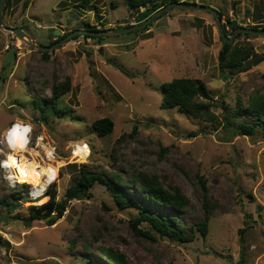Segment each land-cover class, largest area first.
<instances>
[{
  "label": "rangeland",
  "instance_id": "374dc122",
  "mask_svg": "<svg viewBox=\"0 0 264 264\" xmlns=\"http://www.w3.org/2000/svg\"><path fill=\"white\" fill-rule=\"evenodd\" d=\"M177 1L219 11L227 37L232 26L264 30V0ZM151 5L4 0L0 132L20 118L33 124V136L43 135L47 144L57 146L63 166L50 187L55 201L64 200L66 207L52 224L48 221L56 212L33 220L31 207L46 203L49 194L31 199L26 184L9 187L0 170V214L9 217L0 221V264H20L15 258L34 264H111L99 247L123 254L129 264H264V131L256 127L250 136L237 135L222 122L160 106L165 82L192 78L206 85L209 102L221 98L230 110L238 101L247 107L252 96L264 95V35L238 32L232 43L248 42L253 53L240 67L222 72L217 57L221 37L215 18L205 10L174 7L149 22L146 30L97 35L100 38L77 34L44 51L11 31L21 28L46 47L76 29L117 31L142 23L152 14L142 19ZM66 79L68 90L50 97L52 87H61ZM211 110L219 119L224 114L216 106ZM102 117H109L113 128L99 137L92 122ZM257 120L264 126V114L259 119L239 115L242 123ZM83 142L91 151L81 160L71 150ZM0 148L8 152L5 144ZM85 171L118 173L122 179L145 173L165 188L177 187L189 203L180 212L150 204L137 182L121 185L131 199L144 204L146 213H163L172 226L177 223L185 233L193 232V239L175 241L159 235L148 222H136L139 206L121 208L98 180L88 190L90 196H78L77 191L68 198L70 188L79 189L77 181ZM206 211L208 233L202 236L197 223ZM140 230L150 231L153 238Z\"/></svg>",
  "mask_w": 264,
  "mask_h": 264
},
{
  "label": "trees",
  "instance_id": "16d2710c",
  "mask_svg": "<svg viewBox=\"0 0 264 264\" xmlns=\"http://www.w3.org/2000/svg\"><path fill=\"white\" fill-rule=\"evenodd\" d=\"M9 0H6L8 3ZM177 0H162L156 3L155 0H125L126 4L130 7L143 6L147 2L152 5L148 12L143 15L142 19L153 13L162 6ZM186 2V1H183ZM187 3V2H186ZM195 3V2H192ZM191 3V4H192ZM83 5H88V0H83ZM203 5V4H201ZM90 7V6H89ZM93 9V7H91ZM218 16L221 18V13L217 11ZM165 14V12H164ZM159 15L158 17L162 16ZM227 24L233 25V21L227 18ZM88 29H95L94 27L88 25ZM127 27V26H126ZM124 28V27H121ZM236 26H232L231 31H233ZM147 29V27L143 28ZM256 29V27H254ZM224 32L227 31L226 26L223 25ZM227 33V32H226ZM248 35V33L240 32L237 36ZM86 37H97V35H85ZM222 41V46L218 51V65L220 71L224 72L225 69H231L235 67H240L242 61L253 53L252 46L248 42L241 43H227ZM52 44V43H50ZM230 72V71H229ZM230 75V74H229ZM69 80L66 79L61 83V87L54 85L51 89L52 98H57L63 92L68 90ZM210 98L209 91L206 85L199 79L192 78H174L168 82H165L162 86V100L160 102L161 108H174L184 110L187 114L195 118H201L207 122L214 123H224L227 127H233L234 132L237 135H252L256 131V127H261L264 131V126L260 123V120L253 121L251 123H242L239 121V115L247 114L256 118H262L264 114V95H254L251 98V102L245 108L241 107V103L238 101L236 106L230 110L227 108L220 98L218 101H208ZM213 106L221 108L224 113L219 119L218 115L211 110ZM229 111V113H228ZM92 127L96 132L97 136L103 137L109 134L113 128V121L109 117H102L92 122ZM191 136L194 134H190ZM85 143V142H83ZM100 181L106 185L113 193L115 202L119 204L121 208L136 205L139 206V215L135 218V221H145L150 223L151 227L161 236H166L175 241L186 242L193 239L192 233H185L181 227L177 226V223L172 226L169 220L163 213L150 214L144 211V204L139 200L131 199L127 193L121 188L122 184H133L138 183V188L142 196L152 205H160L164 207H171L172 209L180 212L183 208L188 205V199L181 192H179L177 187L171 186L169 188L163 187L155 176H149L145 173H139L137 175H131L126 179H122L121 175L118 173L102 176L97 173H87L82 172L77 181L78 191L80 192L78 196L83 195L86 192V196H90L89 189L93 186L95 181ZM203 185V182H201ZM24 185V184H23ZM53 186V185H52ZM51 186V187H52ZM47 189V193L50 198L46 203L38 207L32 206L33 209L31 218L38 219L40 216H50L55 213V216L48 221V224L54 223L56 218L61 217L66 207V202L64 200L57 202L55 201V190L52 188ZM3 202V201H2ZM206 204V203H205ZM204 204V206H205ZM54 215V214H53ZM208 213L204 214V218L197 223V229L202 236H206L208 233ZM172 221H175V217H170ZM145 236L153 238L150 231H139ZM99 252L111 263V264H129L126 257L111 248L99 247Z\"/></svg>",
  "mask_w": 264,
  "mask_h": 264
},
{
  "label": "clouds",
  "instance_id": "9594fccd",
  "mask_svg": "<svg viewBox=\"0 0 264 264\" xmlns=\"http://www.w3.org/2000/svg\"><path fill=\"white\" fill-rule=\"evenodd\" d=\"M32 133L33 124L20 118L13 121L3 132H0V143L5 144L9 149L5 153L0 148V154L6 156V159L0 160V167L17 169L19 179L23 182L40 184L41 178L46 177L45 184H50L56 180L59 168L63 166V161L55 160L56 150L45 142L43 135H37L35 145L29 147L32 143ZM90 151L86 143L79 144L74 148L73 155L84 160ZM37 169L39 170L37 171ZM43 191H46V187L41 188V192Z\"/></svg>",
  "mask_w": 264,
  "mask_h": 264
},
{
  "label": "water",
  "instance_id": "95a60500",
  "mask_svg": "<svg viewBox=\"0 0 264 264\" xmlns=\"http://www.w3.org/2000/svg\"><path fill=\"white\" fill-rule=\"evenodd\" d=\"M3 3H4V0H0V17H1V11H2ZM174 7L182 8V9H190V10H205V11H208L209 13H211V15L215 18L218 34L220 35L221 39L227 43H232L233 37L238 32L250 33V34H254V35H264V30H262V29H248V28H243V27H237L236 29H234L232 31V33L230 34V37H227L225 35L223 27H222L221 18L218 16L216 9H213V8L206 6V5H199L196 3L191 4V3H186L183 1H174V2L168 3L165 6L160 7L159 9L154 11L149 17H147L142 23L132 25V26H128V27H125V28L117 30V31H113V30L92 31V30L76 29V30L72 31L71 33H69L68 35H66L65 37H63L62 39H60L57 42H55L49 46H46V47H42V46L34 43L26 35V33L21 30V28L11 29V31L13 33H15L17 35V37H20V38L26 37L28 39V44L31 45L32 47L39 49L41 51H44V50H50V49L60 45L63 41H66V40H68V38H71L72 36L77 35V34L116 35V34H121L124 32L139 30V29L145 27L149 22H151L152 20L157 18L162 13H164V12L168 11L169 9L174 8ZM77 191L78 190L74 189V187L70 188L68 193H67L68 198L74 197L76 195ZM49 217H51V216H49ZM49 217H47V219ZM8 219H9V217L0 214V221H7ZM28 224H29V221L28 220L25 221V225H28ZM15 260L20 264H34L32 261H26V260H22V259H18V258H15Z\"/></svg>",
  "mask_w": 264,
  "mask_h": 264
},
{
  "label": "built area",
  "instance_id": "2783aa9c",
  "mask_svg": "<svg viewBox=\"0 0 264 264\" xmlns=\"http://www.w3.org/2000/svg\"><path fill=\"white\" fill-rule=\"evenodd\" d=\"M37 135H39V134H37ZM37 135H35V136H33V134H32V143L29 145V147H32V146H34L35 145V143H36V136ZM34 139V140H33ZM49 145L50 146H52V147H54L55 148V150H56V152H55V160H57L58 159V154H57V146L55 145V144H50L49 143ZM5 148L7 149V146L5 145ZM8 151H9V149H7ZM73 150L74 149H72L71 150V152H73ZM41 152H42V150H41ZM6 153V152H5ZM43 154V153H42ZM4 155V154H3ZM25 155H27L26 153H25ZM4 159H6V156L4 155L3 157H1L0 158V160H4ZM0 170L2 171V178H3V180H4V182L9 186V187H15V186H17V185H22V184H26L27 185V188H26V193H28V195L31 197V199H38V198H40L41 197V195H43V193L44 192H46L47 191V189L52 185V183L54 182H52V183H50V184H45V181H46V177H42L41 178V182H44V186L43 187H46V191H43V192H41V190L40 191H38V189L40 188L39 186L38 187H34L33 185H31V184H29L28 182H18V180H19V177H18V174H17V172H16V170H15V168H12V167H0ZM37 170H39V169H37ZM59 172V171H58ZM57 178H58V175H57ZM56 178V179H57ZM42 188V187H41ZM49 195H47V197H48Z\"/></svg>",
  "mask_w": 264,
  "mask_h": 264
},
{
  "label": "bare ground",
  "instance_id": "6f19581e",
  "mask_svg": "<svg viewBox=\"0 0 264 264\" xmlns=\"http://www.w3.org/2000/svg\"><path fill=\"white\" fill-rule=\"evenodd\" d=\"M57 161H61L60 159L59 160H57ZM16 170V172H17V174H18V177H19V173H18V170L17 169H15ZM38 171V170H37ZM59 173V172H58ZM58 175V174H57ZM18 182H23V181H21L20 179L18 180ZM29 184H31V185H33L34 187L36 186V187H40L39 189H38V191H40L41 190V187H43L45 184H44V182H40V184H33V183H30V182H28ZM46 199V197H43L42 199H41V202L42 201H44Z\"/></svg>",
  "mask_w": 264,
  "mask_h": 264
}]
</instances>
